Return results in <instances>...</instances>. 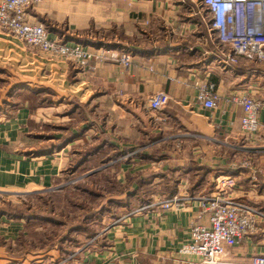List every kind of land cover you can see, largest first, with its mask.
Returning <instances> with one entry per match:
<instances>
[{
	"label": "crops",
	"instance_id": "1",
	"mask_svg": "<svg viewBox=\"0 0 264 264\" xmlns=\"http://www.w3.org/2000/svg\"><path fill=\"white\" fill-rule=\"evenodd\" d=\"M188 2L186 18L183 0H42L29 11L52 40L128 52L127 68L106 56L79 70L0 31V65H12L21 79L12 96L21 100L0 109V191L52 190L75 176L78 189L99 180L117 190L99 205L101 217L88 218L101 229L73 264H201L178 250L192 225L209 226L199 196L228 175L236 179L231 196L264 211V62L239 56L234 66L220 65L217 41ZM206 83L219 97L214 110L197 102ZM159 92L169 105L153 114L147 101ZM242 94L261 104L253 135L241 129L242 109L231 102ZM217 147L228 148L226 157L215 156ZM230 156L249 162L257 187ZM172 198L180 205L156 209ZM106 202L114 209L106 212ZM142 206L149 207L138 212ZM25 226L0 212L3 240H18ZM258 228L224 259L264 256V221ZM5 259L0 264L25 263Z\"/></svg>",
	"mask_w": 264,
	"mask_h": 264
},
{
	"label": "built area",
	"instance_id": "2",
	"mask_svg": "<svg viewBox=\"0 0 264 264\" xmlns=\"http://www.w3.org/2000/svg\"><path fill=\"white\" fill-rule=\"evenodd\" d=\"M42 0H0V31L7 33L32 50L63 59L80 70H89L91 62L103 60L106 56L129 67L131 56L110 49L96 52L79 43H68L49 38L48 30L29 19ZM199 9L195 12L204 24L210 38L217 41L219 64L234 66L237 58L243 56L264 62V0H191ZM241 9V10H239ZM238 22L241 23V29ZM169 97L159 92L147 101V108L153 114H160L169 105ZM219 101L210 83L203 84L197 102L206 110H214ZM231 102L242 109L240 127L247 135L258 131V114L261 104L252 97L242 94L233 96ZM234 168V166H232ZM249 169L254 187L256 171L249 162L239 165ZM236 167V168H238ZM236 179L232 175L217 181L213 194L199 196L201 214L209 217V226L192 225L188 229V240L178 252L201 259V264H264V256L255 255L248 262L226 260L224 256L243 239L258 233V224L264 221V211L245 199L232 197ZM264 190V181L261 183ZM180 205L177 198L160 203L156 209L167 211ZM149 206L137 211L143 212ZM116 224V223H114Z\"/></svg>",
	"mask_w": 264,
	"mask_h": 264
},
{
	"label": "rangeland",
	"instance_id": "3",
	"mask_svg": "<svg viewBox=\"0 0 264 264\" xmlns=\"http://www.w3.org/2000/svg\"><path fill=\"white\" fill-rule=\"evenodd\" d=\"M183 1L186 4H181L183 8L180 16L186 18L190 15V8L187 5L191 6L192 4L188 0ZM73 66L75 67V65ZM0 67H5L4 70H0L1 109L6 100L10 102L21 100L17 95L12 97L15 89L19 87L21 79L17 78L18 74L15 73L12 65H0ZM44 97L50 98V96ZM1 112L0 114H2ZM217 149V154L215 155L213 152V155L221 159L226 157L224 153L228 152V148L217 147ZM228 160L234 168L244 163L243 157L232 158L230 156ZM78 180L75 176L74 179L67 180L68 184L65 182L66 186L59 185L52 190L20 193L0 191V212L6 213L9 217L14 213L30 217L27 221L24 219L26 227L22 240L5 241L0 236L1 260H6V257L23 260L24 264H36V262L38 264H73V260L76 262L82 258L87 250L86 245L89 237L101 229L93 224L91 226L88 218L92 216L98 218V215L101 217L104 212L102 213L103 209L101 210L99 205L104 201L106 195L115 194L117 190L112 187V184L106 186L96 180V183L89 185L91 186L90 190L88 188L85 191L75 187ZM106 207V212L114 209V206L109 203ZM11 264L19 263L11 262Z\"/></svg>",
	"mask_w": 264,
	"mask_h": 264
},
{
	"label": "trees",
	"instance_id": "4",
	"mask_svg": "<svg viewBox=\"0 0 264 264\" xmlns=\"http://www.w3.org/2000/svg\"><path fill=\"white\" fill-rule=\"evenodd\" d=\"M239 10H241V9H239ZM238 24H239V27H240V29H241V23L238 22ZM10 218H12L13 220L25 219V221H27V219H28V220L30 219V217H27V216H26V217H23V216H21V215H18V213H14V215L11 216ZM25 227H26V226H25ZM22 239H23V235H20L18 240H22Z\"/></svg>",
	"mask_w": 264,
	"mask_h": 264
}]
</instances>
